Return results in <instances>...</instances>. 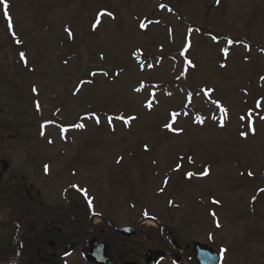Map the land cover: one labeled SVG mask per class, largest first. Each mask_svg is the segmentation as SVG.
Instances as JSON below:
<instances>
[{"label": "rangeland", "instance_id": "1", "mask_svg": "<svg viewBox=\"0 0 264 264\" xmlns=\"http://www.w3.org/2000/svg\"><path fill=\"white\" fill-rule=\"evenodd\" d=\"M6 2L27 59L0 17V159L12 173L50 180L67 164L73 173L58 179L54 201L65 205L60 189L72 183L86 189L114 230L139 226L140 259L165 249L163 226L168 252L199 241L222 264H264V0ZM159 86L172 97L156 95ZM89 218L80 220L97 223ZM60 263L89 264L78 252Z\"/></svg>", "mask_w": 264, "mask_h": 264}, {"label": "flooded vegetation", "instance_id": "2", "mask_svg": "<svg viewBox=\"0 0 264 264\" xmlns=\"http://www.w3.org/2000/svg\"><path fill=\"white\" fill-rule=\"evenodd\" d=\"M39 170L41 171L40 168ZM27 171L26 176H21L24 182H18L21 186L14 185L17 177L11 169L3 175L8 179L7 187L0 188V191L7 192L8 196L6 199H0V264H54L58 257L62 258V251L66 253L72 247V251L77 250L84 255L85 249L79 247V208L77 204L68 201L70 192L66 193V201L60 198L61 201L66 202L65 205L61 206L57 202L47 206L44 199L51 194L52 185L42 187L45 179H37L30 168ZM3 177L0 182L3 181ZM12 177H15L14 180ZM45 190L48 191L47 195ZM60 206L64 208H59ZM19 219L22 227L14 225ZM96 232L86 233V237L91 235L89 241L105 243L108 257L112 261L118 263V260L120 264L127 261L126 258L133 257L136 264L140 263L137 254L141 252L142 244L148 242V239L145 238L144 241L137 239L140 237L138 231L134 236L135 239L131 240L119 237L108 226H105L104 230L98 228ZM160 238L165 248L164 252L168 255L180 257V261L187 264H195L190 251L186 249L183 252L175 250L168 252L167 239ZM116 240L123 242V245H114Z\"/></svg>", "mask_w": 264, "mask_h": 264}, {"label": "water", "instance_id": "3", "mask_svg": "<svg viewBox=\"0 0 264 264\" xmlns=\"http://www.w3.org/2000/svg\"><path fill=\"white\" fill-rule=\"evenodd\" d=\"M6 169H7V166L3 164V170H6ZM95 246L96 245H94L93 243L91 244L90 246L91 252L93 250L96 252ZM98 251H100L101 253L100 256L102 258V261H99L93 254L89 255L87 259L96 264H113L109 262L107 259L103 260V258H105V255H106V248L104 246H101V248ZM194 252L196 254L195 259L197 260V264H220L219 256L214 252V250L208 248L205 245L195 243ZM160 255L161 254L159 252L156 253V257ZM155 262H156V258H151L150 256L145 257V264H155Z\"/></svg>", "mask_w": 264, "mask_h": 264}, {"label": "snow or ice", "instance_id": "4", "mask_svg": "<svg viewBox=\"0 0 264 264\" xmlns=\"http://www.w3.org/2000/svg\"><path fill=\"white\" fill-rule=\"evenodd\" d=\"M0 4H2L3 7H4V17L9 20V28H11L12 27L11 17L9 15L8 11H7L8 4H7L6 0H0ZM141 26L143 27V25H141ZM181 55H183V52H181ZM21 58L22 59L24 58V54L23 53H21ZM130 119H135V118L131 117ZM97 123H99V119L98 118H97ZM77 127H84V125H77ZM166 127H168V125H166ZM145 148L147 150V146H145ZM249 175H251V173H249ZM217 227H219V224H217Z\"/></svg>", "mask_w": 264, "mask_h": 264}, {"label": "bare ground", "instance_id": "5", "mask_svg": "<svg viewBox=\"0 0 264 264\" xmlns=\"http://www.w3.org/2000/svg\"><path fill=\"white\" fill-rule=\"evenodd\" d=\"M150 223V222H149ZM150 224H152V223H150Z\"/></svg>", "mask_w": 264, "mask_h": 264}]
</instances>
